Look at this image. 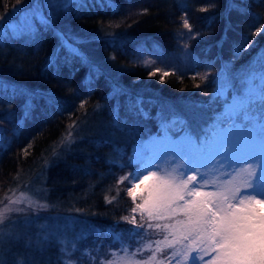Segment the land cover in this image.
I'll return each instance as SVG.
<instances>
[{"label":"trees","instance_id":"1","mask_svg":"<svg viewBox=\"0 0 264 264\" xmlns=\"http://www.w3.org/2000/svg\"><path fill=\"white\" fill-rule=\"evenodd\" d=\"M22 1L0 0V16ZM86 2L88 7L73 4L59 12L55 31L41 30L34 42L0 40V84L8 86V91L0 87V200L45 157L41 179L46 202L81 225L72 252L75 264H100L115 249L113 235L119 229L121 238L133 240L125 233L131 225L119 224L135 202L117 186L112 142L91 132L75 135L66 150L49 158L51 147L85 118L112 123L118 114L117 123L142 122L154 129L162 103L171 104L175 114L182 103L207 102L220 68L245 63L264 44V0ZM184 19L196 36L188 47L202 61L209 57L214 70L204 80L174 72L162 81L158 73L150 77L132 59L140 50L149 55L178 52L181 33L188 30ZM257 27L262 30L253 35ZM57 33L73 40L84 59L70 57L65 63L68 51L58 45ZM57 55L58 67L49 66V58ZM137 101L147 116L137 111ZM86 247L94 259L82 252Z\"/></svg>","mask_w":264,"mask_h":264},{"label":"snow or ice","instance_id":"2","mask_svg":"<svg viewBox=\"0 0 264 264\" xmlns=\"http://www.w3.org/2000/svg\"><path fill=\"white\" fill-rule=\"evenodd\" d=\"M73 4L77 8L89 6L86 0H36L22 24L0 28V40L27 38L34 42L41 30L55 31L54 18ZM108 5L111 6V0ZM183 23L191 33L188 20L184 19ZM261 30L257 27L253 35ZM57 35L61 37V47L68 50L65 63L70 57L84 59L78 48L67 43L64 33ZM246 47H251V42ZM58 60V55L50 57L49 66L58 67ZM153 63L146 60L145 67ZM158 71L160 69L150 71L149 76H155ZM168 75V71H163L161 81ZM215 85L212 103L223 101L224 108L199 137L185 131L180 140L172 139L170 131L178 127L183 130L185 122L176 115L158 114L160 133L147 142L142 141L134 155L133 159L142 169L128 178L131 186L127 188V195L135 202L136 189L146 185L137 208L142 215L147 213L149 219H161L162 213L168 210L181 211L186 217L178 222L184 238L191 236L200 242L198 251L211 256L208 264H264V53H260L256 64L239 77L238 87L234 78L227 74L219 76ZM0 87L8 91L6 84ZM12 92L15 94V89ZM135 107L147 116L142 101H137ZM115 119L118 122V114ZM236 161H243L247 166L239 184L217 186L216 191L202 190L211 175L209 169L213 172L226 170ZM161 170L164 175L157 176L156 172ZM189 173L196 175L188 177ZM177 176L188 177L193 187L188 190V184L178 183ZM177 201L183 203L177 204ZM174 204L176 208L172 207ZM132 211L135 213L136 208ZM128 223L135 226V216ZM72 248H76L75 242ZM61 251L71 255L67 248ZM88 255L94 259L90 253ZM190 259L196 264L197 257ZM64 264L72 262L65 260Z\"/></svg>","mask_w":264,"mask_h":264},{"label":"rangeland","instance_id":"3","mask_svg":"<svg viewBox=\"0 0 264 264\" xmlns=\"http://www.w3.org/2000/svg\"><path fill=\"white\" fill-rule=\"evenodd\" d=\"M35 2L36 0H24L12 7L0 16V28L22 24L25 15ZM188 30L181 33L183 41L180 42L181 49L178 52L149 55L148 52L140 50L132 60L149 71L160 69L157 72L160 75L163 71H168L178 75H190L202 80L206 79L214 70L213 63L209 57L203 58L204 61L200 60L188 47V40L196 38L194 33L192 31L190 33ZM67 43L76 47L73 40H67ZM58 45L61 46L60 36ZM64 49L67 50V48ZM260 53H264V44L245 63L239 66L221 67L217 72L216 79L227 74L234 78L238 87L239 77L256 64ZM146 60L154 61L151 67H145ZM214 89L207 102L182 103L179 113L173 114L174 107L171 104L162 103L158 112H163L167 117L172 115L180 117L181 111L184 110L181 117L185 122V128L182 130L178 127L171 130L172 139L180 140L185 131L199 137L211 123L212 118L218 112L223 111V101L212 103ZM228 96L230 99L231 92ZM154 123L155 128L152 129L150 125L142 124V122L124 124L117 123L113 119L112 123H104L98 116L85 118L74 127L73 131L66 133L61 140L51 147L52 152L49 154V158L56 155L55 152L58 150L63 148L66 150L75 135L97 133L112 142L111 159L115 164V170L119 173L116 183L122 192L126 191L127 195V188L131 186L128 178L131 174H136L142 169V165L137 163L133 157L142 141L147 142L160 133V116ZM44 160H46L45 157L28 169L25 174L26 177L24 176L25 181L15 186L0 200V264H64L65 260H70L72 264H75L72 257L74 250L72 242L77 245L80 239L81 225L77 218L70 214L61 213L54 204L50 205L46 202V192L41 179V174L46 166ZM246 167L243 161H236L232 167L226 168V170L213 172L212 169H209L211 175L205 181L202 190L216 191L217 186L223 188L228 185L239 184L241 177L246 174ZM156 175H164L163 170L157 171ZM191 175H196V173H189L188 177ZM188 177L177 176V182L187 183L188 190H190L193 184ZM121 178H124L122 183L119 182ZM197 182H199V176H197ZM145 187L146 185H141L140 188L136 189L137 198L134 204V208H136L134 214L143 222L138 227L134 226L128 223L133 218L130 216L122 217L119 222L120 227H123L121 223L131 225L132 228L126 229L125 233L133 240L130 239L128 242V240L121 238V229H119L113 235V241L116 243L115 249L107 252V258H101V262L103 261V264H192L190 257L195 256L197 257L196 264H208L211 256L198 251V248L201 247L200 242L194 241L191 236L187 239L184 238L178 223L186 219L181 211L178 209L165 211L162 213L163 218L161 219H149L147 213L141 214L137 205L141 203L142 190ZM243 191L244 189H241L242 193ZM185 198L188 199L189 197L186 196ZM182 203V201H177V204ZM122 206H126L125 202H122ZM172 207L176 208V205L174 204ZM61 241L67 243L62 244ZM98 246L99 244L96 243L93 249L98 248ZM62 248H67L71 255L62 252ZM86 248L82 252L88 255L91 248Z\"/></svg>","mask_w":264,"mask_h":264}]
</instances>
